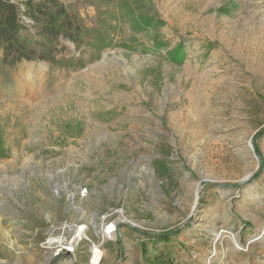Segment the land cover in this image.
<instances>
[{
    "label": "rangeland",
    "instance_id": "obj_1",
    "mask_svg": "<svg viewBox=\"0 0 264 264\" xmlns=\"http://www.w3.org/2000/svg\"><path fill=\"white\" fill-rule=\"evenodd\" d=\"M63 1L85 66L0 53V264H89L45 241L105 214L100 264H264V0Z\"/></svg>",
    "mask_w": 264,
    "mask_h": 264
},
{
    "label": "trees",
    "instance_id": "obj_2",
    "mask_svg": "<svg viewBox=\"0 0 264 264\" xmlns=\"http://www.w3.org/2000/svg\"><path fill=\"white\" fill-rule=\"evenodd\" d=\"M29 21L32 32L28 29ZM88 33L83 19L63 0H0V53L2 62L10 67L23 61H46L64 68L85 66L82 57L58 58V52L62 39L82 50ZM111 43L109 37L99 35L92 59ZM170 235L167 232L154 237L167 242Z\"/></svg>",
    "mask_w": 264,
    "mask_h": 264
},
{
    "label": "built area",
    "instance_id": "obj_3",
    "mask_svg": "<svg viewBox=\"0 0 264 264\" xmlns=\"http://www.w3.org/2000/svg\"><path fill=\"white\" fill-rule=\"evenodd\" d=\"M86 193V188L82 192V196ZM111 215L105 214L102 217L104 225L101 227V238L99 241H93L89 238H84V232L88 228L86 224L78 225L77 232L71 237H66L64 235H54L46 239L45 245L48 250L52 252L53 256H62L68 253L69 255L75 256L80 248H82L83 241H87L88 250V261L89 264H100L104 257V244L107 241L114 239L117 228L119 226V221H106ZM174 264V263H171Z\"/></svg>",
    "mask_w": 264,
    "mask_h": 264
},
{
    "label": "water",
    "instance_id": "obj_4",
    "mask_svg": "<svg viewBox=\"0 0 264 264\" xmlns=\"http://www.w3.org/2000/svg\"><path fill=\"white\" fill-rule=\"evenodd\" d=\"M69 254L68 253H66V254H63L62 256L64 257V256H68Z\"/></svg>",
    "mask_w": 264,
    "mask_h": 264
},
{
    "label": "bare ground",
    "instance_id": "obj_5",
    "mask_svg": "<svg viewBox=\"0 0 264 264\" xmlns=\"http://www.w3.org/2000/svg\"><path fill=\"white\" fill-rule=\"evenodd\" d=\"M194 100H195V98H194ZM199 188V187H198ZM77 232V231H76Z\"/></svg>",
    "mask_w": 264,
    "mask_h": 264
}]
</instances>
